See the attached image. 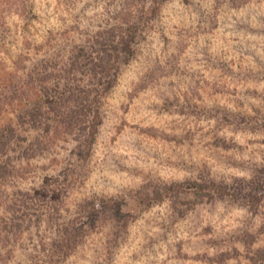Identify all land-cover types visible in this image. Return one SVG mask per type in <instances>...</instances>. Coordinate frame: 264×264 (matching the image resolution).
Instances as JSON below:
<instances>
[{
	"label": "rangeland",
	"instance_id": "1",
	"mask_svg": "<svg viewBox=\"0 0 264 264\" xmlns=\"http://www.w3.org/2000/svg\"><path fill=\"white\" fill-rule=\"evenodd\" d=\"M34 1L40 21L30 24L31 32H24V21L13 15L15 35L4 45L0 43V104L9 94L10 87H6L4 77L16 62L19 48L27 51L31 48L27 39L40 36L48 27L65 26L67 19L70 27L84 29L76 25L81 7L94 3L93 0ZM103 2L102 6L98 3L88 6L89 16L111 13L112 0ZM249 3L238 9L236 18L227 23L226 29L220 28L214 34V45L225 50L217 55L226 60L225 69L213 67L215 62L205 63L203 54L190 48L200 53H194L190 58L193 64L184 67L188 74L191 71L200 74L204 81H193L190 75L180 79L179 83L184 86L182 93L188 80L191 90H195L190 93L193 100L185 106L175 99L176 91L168 89L167 85L162 86L163 89L160 84V87L152 85L154 81L150 88L137 93V101L130 97L147 72L152 77L156 75V82L162 80L163 74L172 73L171 77L176 79L173 72L177 66L166 64L169 62L163 42L155 30L151 31L147 41L153 44L142 43L137 58L122 76V91L114 93L104 104L106 121L101 126L94 155L84 158L86 148L77 141L60 142L49 148L50 159L37 163L25 180L11 177L8 183L10 203L20 206L28 202L29 208L21 206L28 209V214L45 208L40 206L43 199L37 197L36 185L45 186L47 180L55 187L65 185L67 205L90 200L98 192H120L125 197V208L135 215L130 235L122 246L111 253L103 249L105 235L100 230L69 253H58L53 248L50 255L52 247L49 245L48 255L41 251L44 246L40 245L41 239L29 234L24 240H18V235L12 234L0 253V264H264L262 256L256 255L257 250L251 255L256 248L223 255L222 245L216 243L227 235L233 238L260 236L258 229L264 224L263 202L259 215H253L249 206L239 205L238 201L194 206L198 197L193 182L205 173L233 181L255 174L264 179V0H249ZM204 4L211 14H215L217 6H227L225 0H221V4L205 0ZM186 5L179 0L162 8L157 26L164 27L169 38L170 32L183 29L178 21L182 16L177 10L183 12ZM188 9L186 20L196 24L199 14L193 8ZM158 62L163 70L155 65ZM163 94L174 100L171 107H161ZM35 102L27 100L24 108ZM2 108L5 106L0 105V124L15 117ZM199 108L205 114L197 112ZM16 109V112L23 110ZM224 116L226 121L222 119ZM79 155L84 164L77 168V175L81 171V180L75 182L72 170L79 162ZM53 172L55 179H49ZM173 181L186 183L181 191L185 203L181 206L178 202L174 206L171 196L172 199L167 197L161 203L151 193L156 183ZM39 189L43 191L42 187ZM192 207H196L195 211ZM177 215H180L178 219ZM207 229H211V234H207L210 233V230L205 231ZM49 235L51 242L53 236ZM263 236L261 234V238ZM260 241L263 242L264 237Z\"/></svg>",
	"mask_w": 264,
	"mask_h": 264
},
{
	"label": "trees",
	"instance_id": "2",
	"mask_svg": "<svg viewBox=\"0 0 264 264\" xmlns=\"http://www.w3.org/2000/svg\"><path fill=\"white\" fill-rule=\"evenodd\" d=\"M0 1L1 45L15 35L16 31L12 30L11 22L13 15L24 21V32H31L30 24L34 25L40 21L34 0ZM103 1L93 0L94 3L87 1L88 5L83 4L81 17L77 18L76 24L77 27H83L82 30L75 26L70 27L67 19L64 20L65 26L48 27L40 32V36L34 35V38L27 39L31 45L30 50L19 48L16 62L4 77V83L10 89L6 96L1 94L5 99L0 105H4L5 108L2 109L15 117L0 124V253L12 234L18 235V240H24L29 234L41 239L40 245L46 246V249L43 246L41 251L48 254L50 245V255L54 249L58 253L75 251L80 244H85L94 232L100 230L102 235H105L103 249H109L111 253V250L122 246L124 239L130 235L135 215L132 210L125 208V197L120 192H98L99 194H93L90 200L84 199L78 204L67 205L65 185L55 187L47 180L45 186L36 185V195L43 199L40 206L45 208L28 214V202L20 206L10 203L8 183L11 177L25 180L27 173L31 174L37 163L50 159L49 148L60 142L77 141L86 148L84 158L94 155L101 126L106 121L104 104L114 93L122 91V76L133 59L137 58L142 43L147 41L151 31L155 30L159 34L160 42H163V51L169 62L166 64L177 66L173 72L176 79L171 77L172 73H162V80L156 82V75L152 77V74L147 72L143 82L137 83L135 92L130 97L132 101H137V93L150 88V83L154 81L152 85L160 84L161 89L167 85L168 89L176 91L175 99L185 106L188 101L193 100L190 93L195 90H191V81L188 80L182 93L184 86L179 83L180 79L190 75L189 78L193 81L198 79L201 83L204 80L200 74H194L192 71L188 74L184 66H191L193 62L190 58L194 53L201 52L205 63L215 62L214 65L211 64L213 67L225 69L226 60L217 56L225 50H219L214 45L213 38L220 28L226 29L227 23L234 21L238 9L250 4L249 0H225L227 6H217L215 14H211V11L205 10V0H182L187 5L183 12L177 10V13L182 16L178 21L183 29L180 32H170L169 38L166 33L168 31L164 27H158L157 22L161 19L164 7L179 0H112L110 4L114 8L111 13L89 16L86 12L88 6L92 7L97 3L102 6ZM216 1L221 4V0ZM188 8H193L199 14L200 17L195 19L196 24L186 20ZM147 42L149 45L153 44L152 41ZM190 48L200 52L190 51ZM155 65L160 69L159 62ZM161 69L163 70L162 66ZM152 71L155 72L154 69ZM163 95L162 104L161 101L158 102L157 107L160 104L162 108L171 107L175 103L174 100L169 95ZM27 100L37 102L24 108ZM17 107L23 110L16 112ZM197 112L205 114L200 108ZM222 119L226 121L225 116ZM82 159L79 155V162L73 165L75 182L81 180V171L77 175V168L84 164ZM53 175L54 172L50 174L49 179H55ZM197 179L199 181L193 182L198 197L194 206L238 201L239 205L242 203V206H249L253 215L261 214L260 205L264 203V179L261 176L255 174L233 181L231 178L227 180L216 174L205 173ZM160 183L152 186L151 193L155 199L164 203L167 197L172 199L171 196L174 206L177 202L178 206L185 203L181 198V191L186 183ZM39 187H42V192ZM21 206L27 208L23 209ZM196 207L191 210L195 211ZM179 216L177 215L176 219ZM258 227L257 225L256 228ZM209 230L210 233L207 234H211V229L205 231ZM260 230V236L254 234L233 238L231 235L229 238L227 235L225 238H219L216 243L222 245L223 249L220 251L223 255H230L233 251L241 253V249L248 252L256 248L255 253L250 252L251 255L256 254L257 250L256 255L262 256L261 260L264 261V241H260L264 237L261 238V234H264V224L258 232ZM50 233L53 236L51 242ZM230 243V246L226 245Z\"/></svg>",
	"mask_w": 264,
	"mask_h": 264
}]
</instances>
